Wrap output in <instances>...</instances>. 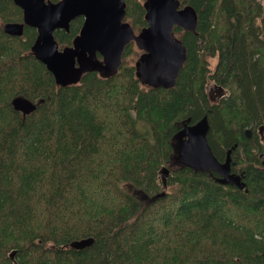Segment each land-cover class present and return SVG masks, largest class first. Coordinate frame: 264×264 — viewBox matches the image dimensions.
I'll use <instances>...</instances> for the list:
<instances>
[{
	"label": "trees",
	"instance_id": "trees-1",
	"mask_svg": "<svg viewBox=\"0 0 264 264\" xmlns=\"http://www.w3.org/2000/svg\"><path fill=\"white\" fill-rule=\"evenodd\" d=\"M125 1L138 30L144 0ZM181 1L197 10L196 33L183 37L176 84L154 88L136 76L133 42L116 74L58 85L31 52L36 28L4 32L23 10L0 0V264H264V0ZM83 20L55 30L60 45ZM209 81L226 90L213 104ZM18 94L35 110L14 109ZM205 115L213 153L223 161L232 149L245 186L181 165L164 181L177 121ZM136 189L165 193L148 202Z\"/></svg>",
	"mask_w": 264,
	"mask_h": 264
},
{
	"label": "water",
	"instance_id": "water-1",
	"mask_svg": "<svg viewBox=\"0 0 264 264\" xmlns=\"http://www.w3.org/2000/svg\"><path fill=\"white\" fill-rule=\"evenodd\" d=\"M23 10L21 21H8L3 30L9 35L21 36L25 26L36 28L37 35L31 46L33 55L43 62L54 75L58 85L66 86L80 81L84 73L97 71L102 77L117 73L122 64L126 46L134 41L143 52L135 61L136 76L143 85L154 88L173 87L184 62L187 48L176 36L175 26L196 31L198 13L196 8L181 0H144L147 24L138 32L126 17L125 0H14ZM83 16V24L71 45L60 47L55 37L56 29L69 30L70 23ZM220 94L224 87L218 85ZM43 101V100H41ZM14 109L25 116L35 110L34 102L22 94L11 100ZM189 120V119H188ZM208 117L205 115L194 124L178 131L176 136L187 135V139L175 145V157L178 164L196 171L217 170L219 181L234 183L239 187L246 185L242 173L232 170L231 148L224 161L218 160L207 139L209 131ZM261 139H264V124L258 127ZM251 134V129L246 130ZM264 162V161H263ZM165 179L170 174L168 164L161 168ZM135 194L150 202L145 191L136 189ZM94 241L92 236L75 239L68 244L81 249ZM16 249L11 252L14 257Z\"/></svg>",
	"mask_w": 264,
	"mask_h": 264
},
{
	"label": "flooded vegetation",
	"instance_id": "flooded-vegetation-1",
	"mask_svg": "<svg viewBox=\"0 0 264 264\" xmlns=\"http://www.w3.org/2000/svg\"><path fill=\"white\" fill-rule=\"evenodd\" d=\"M130 22V21H129ZM131 23V22H130ZM146 24H147V22H146ZM145 24V25H146ZM132 25V24H131ZM145 25H143L142 27H144ZM133 26V25H132ZM141 27V28H142ZM134 28V27H133ZM141 28L140 29H138V30H136L135 28V31L136 32H138L139 30H141ZM68 31V30H67ZM189 30H186V29H183V28H181V27H178V26H175V32H176V36H178L183 42H184V39H183V37H184V35H185V33L186 32H188ZM195 33H196V31H195ZM74 39V38H73ZM73 42V41H72ZM134 43L135 44V42L134 41H131L130 43ZM72 44V43H71ZM71 44H65V45H60V47H63V46H66V45H71ZM185 44V43H184ZM129 45V44H128ZM186 45V44H185ZM135 46H136V44H135ZM139 48L136 46L135 47V50L132 52V54L129 56V57H131V56H135V55H137V58L139 57V55L143 52L141 49H139V52L137 51ZM128 57V58H129ZM137 58L135 59V61L137 60ZM135 61L133 62V61H131L133 64H134V66H135ZM91 72V71H90ZM135 73H136V70H135ZM78 83V82H77ZM206 91H207V93H208V95H209V101H210V103L211 104H213V103H216L218 100H220V98L222 97V96H224L225 94H226V90H225V88H224V92H222L221 94H220V88L217 86V84H215L213 81H209L207 84H206ZM189 119V120H188ZM197 121H192V119H190V118H187V119H185V120H181L180 122L179 121H177V124H176V132L174 133V135H173V137H172V142H173V146H174V151H173V154H172V156H171V159L170 160H176V157H175V145L177 146H179V144L183 141V139H187V135H183V136H176L175 134L178 132V131H180V130H183V129H185L188 125H190V124H194V123H196ZM229 150V149H228ZM228 152V151H227ZM226 156H227V154H226ZM226 159V158H225ZM169 160V161H170ZM169 161H168V166L170 165V163H169ZM224 161V160H223ZM180 165V164H179ZM178 165V166H179ZM170 168H173V167H171V166H169ZM233 170V169H232ZM214 171H216L218 174H220L217 170H214ZM236 172H239V171H236ZM215 177H217V176H215Z\"/></svg>",
	"mask_w": 264,
	"mask_h": 264
},
{
	"label": "rangeland",
	"instance_id": "rangeland-1",
	"mask_svg": "<svg viewBox=\"0 0 264 264\" xmlns=\"http://www.w3.org/2000/svg\"><path fill=\"white\" fill-rule=\"evenodd\" d=\"M137 51L139 52V49ZM136 58H137V55L131 56L130 60L134 62ZM209 63H210V68H213L215 66V64H216V57L209 58ZM169 163H170L169 166H171L173 168H175L176 166L179 165L178 162L176 160H174V159L170 160Z\"/></svg>",
	"mask_w": 264,
	"mask_h": 264
},
{
	"label": "bare ground",
	"instance_id": "bare-ground-1",
	"mask_svg": "<svg viewBox=\"0 0 264 264\" xmlns=\"http://www.w3.org/2000/svg\"><path fill=\"white\" fill-rule=\"evenodd\" d=\"M68 246V245H67Z\"/></svg>",
	"mask_w": 264,
	"mask_h": 264
}]
</instances>
